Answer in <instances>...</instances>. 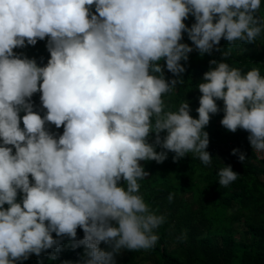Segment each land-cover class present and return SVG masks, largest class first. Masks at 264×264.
Here are the masks:
<instances>
[{
    "label": "clouds",
    "instance_id": "1",
    "mask_svg": "<svg viewBox=\"0 0 264 264\" xmlns=\"http://www.w3.org/2000/svg\"><path fill=\"white\" fill-rule=\"evenodd\" d=\"M260 7L261 0H0V264L54 246L59 251L53 232L89 250L84 264H114L113 254L122 248L153 247L158 240L153 230L166 218L137 194L138 180L147 175L138 161L161 163L167 153L155 151L146 138L155 133L156 145L176 153L173 160L192 152L211 165L202 129L209 113L218 111L215 99L225 105L221 124L232 132L247 130L252 149L264 151L259 69L242 74L210 60L216 67L198 85V118L189 115L185 100L177 111H166L162 99L182 82L185 68L179 62L193 50L179 43L182 30L201 55L222 37L230 44L251 42L264 31ZM189 13L196 21L191 28L183 22ZM46 36V66L14 55L25 41L35 45ZM161 58L175 79L165 81L156 63ZM37 91L47 109L43 118L26 100ZM45 121L63 125L58 139L45 130ZM239 159H245L243 153ZM218 175L219 185L227 186L238 174L229 165ZM121 177L126 188L118 186ZM17 189L22 203L16 202ZM77 227L82 240H75ZM101 242L112 251L98 247Z\"/></svg>",
    "mask_w": 264,
    "mask_h": 264
},
{
    "label": "trees",
    "instance_id": "2",
    "mask_svg": "<svg viewBox=\"0 0 264 264\" xmlns=\"http://www.w3.org/2000/svg\"><path fill=\"white\" fill-rule=\"evenodd\" d=\"M90 14H95V6H89ZM98 15V14H97ZM258 15L264 17V0ZM218 16H214L215 23ZM187 28L196 22L192 13L184 19ZM49 37L37 39L35 45L13 49L14 55L34 59L38 66H46L50 59L47 49ZM179 43L189 45L193 50L188 53L187 61L179 63L185 71L180 74L181 83L175 85V90L162 95L165 110L177 111L185 100L189 105V115L198 118L197 108L202 93L198 85L203 81V74L215 68L210 60L223 61L230 67L238 68L243 73L257 68L264 77V31L251 42L241 41L229 43L224 37L218 45H214L210 53L200 54L194 43L189 39L187 31L181 33ZM227 52V57L223 54ZM162 68L166 82L175 79L173 73L166 68V60L161 58L156 62ZM150 74L151 70H150ZM42 93H33L30 99L32 110L42 118L47 109L42 106ZM215 99V98H214ZM218 111L209 113L210 120L202 131L208 133L209 143L205 149L212 156L211 165H204L195 153H186L182 158L173 160L175 152L155 144L156 134L149 133L146 142L154 144L157 152H166L167 158L157 163L155 160H141L138 163L147 172L140 185L138 195L156 215H163L166 219L153 232L158 236L155 245L149 249L129 250L126 248L115 252L114 264H264V157L257 158L248 140L250 133L242 128L235 132L229 131L221 120L225 114L222 99H215ZM25 113L21 111L19 116ZM23 129V121L20 120ZM45 130L54 138L63 133V125L57 128L45 121ZM160 138L167 135V131L160 132ZM3 145L0 140V146ZM13 154L15 148L11 145ZM237 149L233 154L232 150ZM245 159L241 161L239 154ZM231 166L237 178L227 186L219 185L218 172L225 166ZM30 184L34 183L29 174ZM118 186L127 187L121 177ZM169 194L173 198L169 201ZM23 193L17 189L16 202L22 203ZM9 206L3 205L4 209ZM240 222L238 229L236 224ZM47 223V221H46ZM113 226H118L111 221ZM75 240H82L83 229L77 227ZM60 240L59 251L56 247L42 250L40 255L30 253L27 259H19L14 264H84L88 259L84 245L73 247L74 241L64 237ZM98 247L105 251H112L111 245L101 242ZM55 255V259L51 258ZM116 257H119L116 260Z\"/></svg>",
    "mask_w": 264,
    "mask_h": 264
},
{
    "label": "built area",
    "instance_id": "3",
    "mask_svg": "<svg viewBox=\"0 0 264 264\" xmlns=\"http://www.w3.org/2000/svg\"><path fill=\"white\" fill-rule=\"evenodd\" d=\"M254 152L256 153L257 158H263L264 157V151H256L255 150Z\"/></svg>",
    "mask_w": 264,
    "mask_h": 264
},
{
    "label": "rangeland",
    "instance_id": "4",
    "mask_svg": "<svg viewBox=\"0 0 264 264\" xmlns=\"http://www.w3.org/2000/svg\"><path fill=\"white\" fill-rule=\"evenodd\" d=\"M236 226H237V228L239 229V228L241 227L240 222H238V224H236ZM118 258H119V257H116V260H118ZM141 264H149V263H147L146 261H143V262H141Z\"/></svg>",
    "mask_w": 264,
    "mask_h": 264
}]
</instances>
